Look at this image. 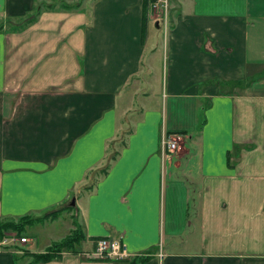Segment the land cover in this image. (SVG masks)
I'll return each instance as SVG.
<instances>
[{"label": "crops", "instance_id": "obj_1", "mask_svg": "<svg viewBox=\"0 0 264 264\" xmlns=\"http://www.w3.org/2000/svg\"><path fill=\"white\" fill-rule=\"evenodd\" d=\"M33 1L0 0V19ZM89 2L40 0L0 31V222L32 221L3 232L26 240L0 245V264H31L72 229L70 250L35 264H264V0H170L160 47L146 43L159 21L141 38L151 0ZM211 78L247 83L198 85ZM166 135L180 143L162 159ZM101 238L126 256L93 260Z\"/></svg>", "mask_w": 264, "mask_h": 264}, {"label": "rangeland", "instance_id": "obj_2", "mask_svg": "<svg viewBox=\"0 0 264 264\" xmlns=\"http://www.w3.org/2000/svg\"><path fill=\"white\" fill-rule=\"evenodd\" d=\"M49 1H50V3H54V4H60V2H63V0H49ZM70 1H71V3L68 4L70 6L69 8L73 9V8H77V7L81 6V2L83 0H70ZM89 1H90L89 2V6H90L96 0H89ZM33 3H34L33 9H31V11L27 10L28 13L26 15L22 16V17H19V18L18 17L17 18L16 17H12V18L4 17V18H1L0 19V31L4 30V29H5V31H9V30H12V29H18V28L22 27L24 24H26L29 20H31L33 18V16H34V13L37 11V7H35V5H36V3L38 5L40 3V0H35V2L33 1ZM27 4H29V3H27ZM166 5H167V7H166V15H167L166 26L168 25L167 27H169V24H170L169 16H170V13H171V2H170V0H166ZM148 10H149V12H148ZM148 10L144 12L143 17L141 19V21L143 23V34H142L143 37L141 36V38L142 39L145 38L144 37V32H146V35H147L148 32L150 31L149 30L150 27H151L150 25H148L146 29L144 28V26L146 24H151L152 22H156V21L158 22L159 21V23H158L159 24L158 25L159 31L152 30V28H153V26H152L151 30L154 31L155 34H151L152 38L146 39V43H149L150 46L151 45L155 46V44L157 42V44L160 47V44H161V42H162V40L164 38L163 35H162V28H161V24L163 22V15H164V13L162 14L163 9H160V7H157L155 10L154 9H150V8H148ZM171 17H172V15H171ZM144 50H145V53L146 52L148 53L149 51L152 50V48H151V50H150V48H145ZM155 59H156L155 65H156V67H157V69L159 71L158 72L159 76L157 77L156 81H154L152 87L155 89V96H158V98H159L160 94H161L160 87H159L160 86V81H161V79H160V75H161L160 74V70L162 69V65H163L162 50L160 48L157 51ZM191 80H193V79H191ZM191 80H190V78L180 79V81H185V82H191ZM208 82H211V84H215V82H216V84L218 86V89L221 90V91L223 90V88H228L230 90L231 88H233L232 85L233 84H237V82H240V84H239L238 88H235V89L241 90L242 86L247 83V82H245L243 80L240 81V79H234V80L226 81V80H223V79L211 78V79H207L206 81L204 80L203 82H199V83L197 81V82H195V84L198 83V85L201 86V85H205ZM134 114L135 113H132L131 117H133ZM127 117H130V116H127ZM128 129H129V127L126 126L124 131L126 132V131H128ZM125 132H123V133H125ZM123 133H121L120 136H119L120 140L123 139V138L121 139V136H122ZM170 137H172V136H170ZM176 137L173 138L174 140H176V149H174L173 152H175L178 149V146H179V143H180L179 142L180 138L178 137V139H177ZM119 139L114 142L115 143L114 144V148L115 149H118V147H119V143H120ZM61 219H62V216L59 217L58 220L55 223H53L54 227H56V233H60V235H57L56 238H54L52 240H60L61 238H63L65 235L68 234L67 230H66L65 226H63V224H60V226H58V221H60ZM37 227L40 228V225H38ZM33 231H35V233H36V234L35 233L34 234H35V237L37 238L36 241H37L38 246H42L41 241H44V240L40 239V237H41L40 236L41 235L40 234L41 233L40 229H30V231L28 229V230L25 231V234L26 235H31V233ZM74 231H76V230L72 229L70 232H74ZM25 256H29V258H28V262L29 263L35 264V259L34 258L30 257V255H25Z\"/></svg>", "mask_w": 264, "mask_h": 264}, {"label": "trees", "instance_id": "obj_3", "mask_svg": "<svg viewBox=\"0 0 264 264\" xmlns=\"http://www.w3.org/2000/svg\"><path fill=\"white\" fill-rule=\"evenodd\" d=\"M146 2H148V0H142V4L145 5ZM151 2H153V0H151ZM150 2V3H151ZM37 12V11H36ZM38 13H34V16L31 20H29L26 24L31 23L32 21H34V17L37 15ZM24 24V25H26ZM23 25V26H24ZM22 26V27H23ZM21 28V27H20ZM240 82H237V84H233L232 87L233 88H238ZM131 133V130L126 131L125 133L122 134L121 139L119 142V147L118 148H122L125 146V137L128 136ZM167 136V135H166ZM114 144V143H113ZM117 150H114V145L109 144V156L106 159V163L104 164V166L99 169L96 173H94L93 175L96 177V175H104L106 170L108 169V166L110 164V162L116 157L117 155ZM89 187L85 188V190H88ZM64 208H62L61 210H63ZM60 210V211H61ZM59 211H54L51 213H48L46 215H44L43 217L47 218V217H54ZM42 217V218H43ZM32 221L28 219H19L17 222L13 223V222H0V239H2L3 236V232L7 231V230H12L15 231L17 234L19 232H21L24 228V226L26 224H30ZM80 239V235L77 231L72 232L71 234H69L68 236H66L64 239H62L59 243H54L52 244L44 254H40V255H32L31 257L35 259V262L39 263H44L46 261H48L52 256L51 253L61 249V248H67L68 250H70L72 248V244L77 242ZM93 260H98L93 258ZM101 261H107V260H101Z\"/></svg>", "mask_w": 264, "mask_h": 264}, {"label": "built area", "instance_id": "obj_4", "mask_svg": "<svg viewBox=\"0 0 264 264\" xmlns=\"http://www.w3.org/2000/svg\"><path fill=\"white\" fill-rule=\"evenodd\" d=\"M160 7V9L166 8L165 0H153L150 4V9H156ZM176 136H163L160 142L161 146V158L165 159L169 154L176 149ZM171 138V139H170ZM178 139V137H176ZM16 240L17 243H24L26 239L20 238L15 239V237L11 236L8 240L2 239L0 241V245H6L7 242H13ZM90 257L98 259V260H119L123 259L126 256L125 248L117 239H109V238H101L94 242L93 248L89 254Z\"/></svg>", "mask_w": 264, "mask_h": 264}, {"label": "water", "instance_id": "obj_5", "mask_svg": "<svg viewBox=\"0 0 264 264\" xmlns=\"http://www.w3.org/2000/svg\"><path fill=\"white\" fill-rule=\"evenodd\" d=\"M70 206H73V201H71Z\"/></svg>", "mask_w": 264, "mask_h": 264}]
</instances>
